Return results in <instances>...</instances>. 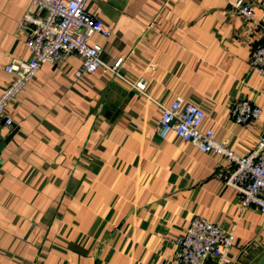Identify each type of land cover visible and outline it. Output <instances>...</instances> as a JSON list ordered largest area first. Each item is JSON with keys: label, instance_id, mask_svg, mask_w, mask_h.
Segmentation results:
<instances>
[{"label": "crops", "instance_id": "crops-1", "mask_svg": "<svg viewBox=\"0 0 264 264\" xmlns=\"http://www.w3.org/2000/svg\"><path fill=\"white\" fill-rule=\"evenodd\" d=\"M259 0H91L112 30L94 33L101 58L144 78L163 105L201 104L212 128L247 155L264 127V75L250 67L264 42ZM255 5L246 20L236 3ZM30 0H0V95L12 58L28 59L18 23ZM82 58L44 63L7 106L0 126V264H174L178 238L196 216L235 225L228 262L264 256V214L243 207L225 184L231 164L171 133L161 108L102 68L83 79ZM249 99L259 118L239 123L231 108ZM207 264H219L209 259Z\"/></svg>", "mask_w": 264, "mask_h": 264}, {"label": "built area", "instance_id": "built-area-1", "mask_svg": "<svg viewBox=\"0 0 264 264\" xmlns=\"http://www.w3.org/2000/svg\"><path fill=\"white\" fill-rule=\"evenodd\" d=\"M91 0H30V5L18 23L19 31L27 32L26 44L30 50L28 59L12 58L5 70L12 75L0 95V126L13 123L7 114V106L25 90L44 63H59L71 55L82 58L83 63L76 77L102 68L124 79L131 88L161 108L158 133L166 138L171 133L191 142L204 153L215 152L232 166L225 184L235 188L241 195L243 207H255L264 214V127L257 144L247 155L237 154L228 140H218L212 128L201 130L206 112L199 104L176 97L170 105H163L148 94V81L144 78L129 80L121 73L123 58L108 64L101 58L104 46L91 44L94 33L109 36L111 28L87 10ZM264 17V0H259ZM246 20L256 16L251 2L236 3ZM264 33V20L262 25ZM250 67L264 75V42L250 58ZM262 109L249 99H242L231 108V118L247 123L260 117ZM235 240V225L225 228L206 217L196 216L178 238L174 264H207L213 259L219 264L228 262Z\"/></svg>", "mask_w": 264, "mask_h": 264}, {"label": "water", "instance_id": "water-1", "mask_svg": "<svg viewBox=\"0 0 264 264\" xmlns=\"http://www.w3.org/2000/svg\"><path fill=\"white\" fill-rule=\"evenodd\" d=\"M3 145H4V143L1 142L0 143V149L3 147ZM254 264H264V256L258 262L254 263Z\"/></svg>", "mask_w": 264, "mask_h": 264}, {"label": "rangeland", "instance_id": "rangeland-1", "mask_svg": "<svg viewBox=\"0 0 264 264\" xmlns=\"http://www.w3.org/2000/svg\"><path fill=\"white\" fill-rule=\"evenodd\" d=\"M60 63V62H59ZM189 101V100H188ZM192 102H194V101H192ZM196 103V102H195ZM197 104H199V103H197ZM200 106H201V104H199Z\"/></svg>", "mask_w": 264, "mask_h": 264}]
</instances>
